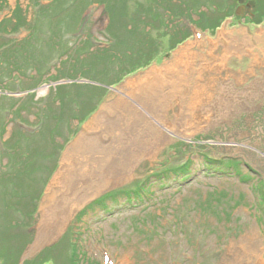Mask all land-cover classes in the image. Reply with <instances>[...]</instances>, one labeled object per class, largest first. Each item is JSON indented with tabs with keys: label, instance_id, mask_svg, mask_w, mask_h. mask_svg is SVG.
Listing matches in <instances>:
<instances>
[{
	"label": "rangeland",
	"instance_id": "obj_1",
	"mask_svg": "<svg viewBox=\"0 0 264 264\" xmlns=\"http://www.w3.org/2000/svg\"><path fill=\"white\" fill-rule=\"evenodd\" d=\"M100 1L77 0L76 3L78 13L83 12L82 16L87 18L82 38L88 43L91 36L108 43L103 33L107 32L106 26L112 25V18L119 19L116 21L118 27L129 23L123 20L130 16L128 0ZM242 1L244 4L248 3ZM49 2L50 0H0V72L2 68L7 70V66L22 65V69L25 68L23 76L20 75L18 79L6 75L0 77H7L0 90V264H247V244L257 247L262 260L259 259V263L264 264V210L260 204L264 197V23H247L252 11L251 5L248 4L247 8L236 6L235 9L242 16L239 22V18H227L211 35L215 36L217 43V62L214 66L216 73L214 83L211 84V94L216 103V108L214 106L212 109L216 114L211 115L203 109H194L190 113L185 110L187 114L180 116L181 119L185 118L187 123L192 121L196 128L184 132L166 130L170 137L169 144L160 147L161 153L156 155L154 150L158 147L150 145L146 133L137 131L139 127L131 122L133 118L128 113L129 109L141 113L151 109L150 100L136 99L138 96L125 97L128 102L118 99L126 103V107L121 104L122 107H113L117 113L114 119V110L110 109L106 124L116 130L107 132L104 127L102 138L105 144L116 149V158L133 157L131 176L102 189L77 208L63 226L56 228L53 218L58 192H55L51 184L62 165L65 153L81 133L88 131L104 106L110 104L122 90L125 91L122 86L141 76L143 70L121 79L113 86V90L104 91L102 87H88L85 84L70 87L68 98L71 95V102L74 103L68 102V107L76 115L71 117L65 110L58 115L62 111L52 92L56 84L50 75L57 74V70L63 68L62 65L59 63L56 68L51 67L49 73L41 76L42 78L26 66V63L33 64L37 60L39 51L49 58L50 55L45 53L51 49L50 39L45 41L48 36L45 30L52 34L60 24L78 20H63V16L53 14V2ZM70 2L71 0H57L59 9L63 11L69 9L66 5ZM140 2L153 14L160 13L164 21L167 22L169 17L171 19L169 21L172 23L168 22L167 26L154 23L159 30L147 27L152 35L170 32L175 28L174 25L183 24L182 17L172 18L156 1ZM162 2L170 8L177 4L176 0ZM148 13L140 16L146 21ZM190 18L196 19V23L198 19L201 20L199 11L192 13ZM188 25L192 26L190 23ZM114 32L118 35L119 30ZM202 33L210 34L207 30ZM124 36L125 33L120 32L118 38H110L113 54L104 57L111 65L110 76L100 77L93 73L100 81L114 80L135 63L141 64L146 60L135 55L138 53L135 52L136 47L131 50L122 45L130 39V36ZM71 38L67 34L66 39L70 41ZM160 39L162 49L159 53H164L171 41L167 35H162ZM229 42H236V46L231 45V48L226 49L229 52L224 55ZM88 43L82 46L83 54H86L84 57L94 55L103 60V55L94 51L96 47L101 49L103 46L94 45L89 48ZM44 67L45 64L41 70ZM129 84L131 89L137 88L134 81ZM30 93H33V97ZM105 93L106 96L97 109L98 100ZM6 95L18 101L14 102L12 112L7 111L10 100ZM64 102L67 103L66 100ZM47 106L53 108L50 119L45 118V114L49 113ZM15 109L17 110L14 111ZM122 109L126 111L124 114ZM53 114L54 118L56 115L58 117L54 119ZM82 116L88 119L75 137L64 144V139L75 134L69 130H75L74 118ZM120 120L122 122L118 124L117 121ZM170 121L171 128L175 119ZM187 127L190 126L185 125ZM16 132L32 135L29 141L30 156L18 157L7 146L12 141H16L18 146L27 143L21 136L15 138ZM57 143L60 150L54 147ZM150 149L152 154H142L136 161V150ZM34 150L37 151L35 155L32 154ZM51 150L57 153L56 160L54 151ZM41 151L45 152L44 158ZM204 157H233L240 160V165L239 168L234 164H227L226 168L220 169L209 168L204 163ZM100 158H106V155L101 154ZM120 158L118 165L124 164V159ZM15 160L23 162L14 163ZM188 160L189 164H184ZM55 161L58 166L49 174ZM35 163L38 164V169L33 172V178H27L28 170ZM181 165L187 167L186 172H173L172 169ZM10 171L14 172L12 178L1 179ZM46 177L48 180L43 183ZM138 182L145 183L146 193L141 194V198L130 195L131 198L128 199L127 196L120 195L116 196V201L108 198L101 205L91 204L107 191L127 190ZM10 190L18 197L12 192L9 195ZM23 195L26 196L22 198ZM89 204L91 205L88 206ZM86 206L88 207L84 213L80 214Z\"/></svg>",
	"mask_w": 264,
	"mask_h": 264
},
{
	"label": "trees",
	"instance_id": "obj_2",
	"mask_svg": "<svg viewBox=\"0 0 264 264\" xmlns=\"http://www.w3.org/2000/svg\"><path fill=\"white\" fill-rule=\"evenodd\" d=\"M100 1V0H99ZM105 1V0H103ZM147 0H145L146 2ZM157 2L159 7H162V9L164 11L167 12V14H171L173 17L172 18H178V17H182L184 20L193 23L195 26L199 27L200 29H208L211 32H213L216 28H218L220 26V24L229 17H236L235 16V8L237 6V1L240 0H176L177 4H173L174 7L170 8L168 7L164 2H162L161 0H154ZM159 1V2H158ZM247 1L251 7H252V11H251V15L248 17L247 19V23L249 24H253V25H259L261 23H264V0H245ZM53 2V4H52ZM101 2V1H100ZM52 4V8H51V12L53 14L58 15L59 17L63 16V20H69V19H73V18H77L78 20H76L74 23L72 22H68L66 24H60L57 28V31L53 32L52 34H49L48 31H44L48 33V36L46 37L45 41H47L48 39H50L49 42V46L51 49H49L48 53H45L49 56V58H47L46 56H44L43 52L39 51L38 55L39 57H37V60L35 59L33 64L31 63H26V66H29L31 70L35 71L36 74H38L40 76V78H42L41 76L45 75L46 73H49V70L51 69V67L56 68L57 64L60 63V65H62L63 68H60V70H57V74L55 75H50L51 80H53V82H59L62 80H70L73 81L71 84H58L55 86V88L52 89L53 94L55 93V96L58 99V104L57 106L61 109L62 112L58 113L59 114H63V111L65 110V112L68 113V115H70L71 117L75 116L76 113H72V108L68 107V102L70 104L74 103L71 102L72 96L69 95V88L70 87H78L77 83H75L76 80L78 79H88L91 81H97L101 82L103 84H114L116 82H118L121 79V75L114 78V80H110V81H100V79L93 75V73L98 74L100 77L101 76H106L107 78L110 76V71H109V62L106 58H104L107 54L112 55L113 54V43L110 40V38L115 37L118 38L120 32L125 33L124 38L130 36V39H128L127 42L122 43L123 46H125L126 48L129 49H134V47H136V51L138 52L135 55H139L140 57H143L144 62L140 64V62L137 63H133L134 66L132 68H130L126 73H130L133 72L134 70L146 66L148 64H150V62L156 57L157 53L159 52V50L161 49L162 43H161V36L162 35H167L169 37V40L171 41L169 48L172 49L174 48L177 44L183 42L184 40H186L191 32L188 29L187 25L183 22L182 25L178 26V25H174V29L171 30L170 32L168 31V33H157L156 36L152 35L149 30L147 29V27H150L152 29L155 30H159L154 23L158 22L163 26H167V23H172L169 17V20L166 22L162 19L160 13H156L153 14L152 11L146 10L149 8H144V4H142L140 2V0H128V7H129V14L130 16L123 18V20H127L129 23L125 24L124 26H120L119 23V27L116 24V21H119V19H113L112 20L109 18V21L111 20L112 25L110 26H106V30L107 32L104 33V36L107 38L108 43H106L105 47H102L101 49H99L98 47H96L94 49L95 53L97 54H101L103 55V60L102 58L100 59L99 57H96L94 55H89L84 57L85 55L83 54V48L82 46H84V44H87L88 41L86 42L82 37V35H84V30L86 29V24L85 21L87 18H84L82 16V14H80L81 11H79L78 13V8L76 7V3L77 0H71L70 4L66 5L69 7V9H66L65 11L60 10L59 9V4L57 3V0H50V2ZM102 3V2H101ZM40 5V4H39ZM83 5V4H82ZM42 6V5H40ZM49 6V5H48ZM46 6V7H48ZM148 6V5H147ZM146 6V7H147ZM133 7V8H132ZM75 10H72L74 9ZM84 10V8L82 9V11ZM68 11V12H66ZM73 11V12H72ZM196 11H199V16L201 17V20H197L196 23V19H191L190 16L192 15V13H195ZM17 12V10H16ZM148 13V18L145 21V18L143 16H140L141 14H145L147 15ZM107 13H109L107 11ZM71 14L70 17H66V15ZM65 16V17H64ZM79 16V18H78ZM238 18V17H236ZM175 20V19H174ZM143 23V24H142ZM24 24V22L22 23V25ZM52 24V23H51ZM114 26V27H113ZM117 26V27H116ZM140 26V28H139ZM50 28V26H49ZM65 28V29H64ZM119 30L118 35L114 32ZM40 34H42V31H40ZM67 34L71 35L72 38L70 41H68L66 39ZM94 38L93 36L90 37V41H89V48H91L93 46V44L91 43V39ZM28 42V39L25 40V43ZM31 50V49H30ZM17 51H19V49H17ZM1 52H3V50H1ZM72 54L74 55V57H72ZM65 57V58H63ZM0 58H2V56L0 55ZM134 58V57H133ZM7 63L8 62L6 60H3ZM139 61V59H138ZM73 62V63H72ZM102 63V64H101ZM45 64V67L43 70H41L43 68ZM68 64V67H67ZM2 65V64H0ZM101 65V66H98ZM25 68L22 69V65L17 66H11L8 67L7 66V70L2 68V72H0V77L3 75L8 76L9 78H16L18 79L20 77V75L23 76V70ZM111 70V68H110ZM101 73V74H100ZM7 78V77H6ZM3 79L0 78V90L3 89V85L2 83L7 79ZM30 78H33L32 75H30ZM7 85V84H6ZM89 87V86H88ZM29 90H31V88H28ZM104 90V89H103ZM22 91V90H21ZM57 92L59 94H57ZM31 97H33V93H30ZM7 98H9L10 103H8L7 107H9V109H7V111H11L14 109V102H18V101H14L13 99H10V97L8 95H6ZM64 100L67 101V103L64 102ZM57 107V108H58ZM47 109L49 110V113L45 114V118L50 119V112L53 108H51L50 106H47ZM5 110V109H4ZM17 109H15L14 111H16ZM58 115H56V118L58 117ZM52 117L54 118V114L52 115ZM54 118V119H56ZM80 119V121H82L84 119V117H80L77 118ZM56 128V126H55ZM57 130H60L59 128ZM70 131H75L76 129H69ZM23 134V135H22ZM0 135H1V131H0ZM18 136H21L25 139V141L27 143H25L24 145L20 144L19 146L16 144V141H12L11 144L7 143V146L16 154H18V157L21 156H30V143L29 141H31V134H26V133H17L15 134V138L18 139ZM48 137V136H47ZM14 138V139H15ZM68 138L64 139V144H66L68 142ZM51 144H53V142H51ZM2 145H3V141H2ZM12 146V147H11ZM54 147L57 150H60V145L54 144ZM53 147V148H54ZM2 148V147H1ZM17 151V152H15ZM52 152L54 150H51ZM37 151H33V155L36 154ZM42 153V158H44V156H46L43 152ZM54 159L56 160V156L57 153L54 151ZM23 162V161H20ZM19 161H14V163H20ZM28 163V162H27ZM26 163V164H27ZM204 163L206 164L207 167L209 168H224L227 167L229 164L230 166L233 164L230 160L224 161L222 162V164L219 165H214L215 167H212L211 162L209 161H204ZM228 164V165H227ZM57 164L56 161L55 163L52 164L51 169L49 170V174H51V172L56 168ZM235 167L238 168V164H234ZM38 169V164L35 163V165H33V168L29 171L28 173L27 171H25V173H27V178H33L32 174L33 172H35V170ZM17 170H19V166H17ZM173 172L175 173H180L183 172V167H179L175 170H173ZM14 172H8L5 174V177H1V179H6L8 180L9 178H12V174ZM20 174V173H19ZM31 175V176H30ZM18 178V177H17ZM21 179V177L19 178ZM48 180V177L44 178L43 183H45ZM7 183V181H6ZM11 192L16 195L13 191L10 190L9 195H11ZM32 192V190H31ZM35 193V191H34ZM118 196L120 195H125L127 196V198H131L130 195H134V196H138L139 194L137 192L131 194V193H126V192H121L120 194H117ZM117 195H115L114 193L112 194H108L106 196H104L102 199H99L97 201V203L95 204H103L104 200H106V198H110L112 201H116V198L118 197ZM13 196V195H12ZM26 195H23V197H25ZM117 196V197H116ZM14 197V196H13ZM16 197H18L16 195ZM14 197V198H16ZM36 198V197H35ZM32 202V201H31ZM33 204V203H32ZM260 204L263 206V210H264V197L262 198V201L260 202ZM34 206V205H32ZM28 216V215H27Z\"/></svg>",
	"mask_w": 264,
	"mask_h": 264
},
{
	"label": "crops",
	"instance_id": "obj_3",
	"mask_svg": "<svg viewBox=\"0 0 264 264\" xmlns=\"http://www.w3.org/2000/svg\"><path fill=\"white\" fill-rule=\"evenodd\" d=\"M211 35L200 33V36H192L166 52L165 55H160L150 65L142 69L143 71L140 70L141 76L129 81H134L136 87L140 85L142 89H131L132 86L130 87L127 82L122 86L125 87V91L122 90L118 96L112 99V102L117 99L128 102L125 97L138 96L136 99L150 100L151 109L145 108L144 113L129 109L128 113L133 118L131 122L138 125L137 131L146 133L150 145L158 147L157 150H154L156 155L161 153L160 147L169 144L170 137L165 132L166 130L184 132L196 128L193 127L192 121L187 123L185 118L181 119L180 116L187 114L185 110L190 113L194 109H203L211 115L216 114L212 109L216 103L211 94V84L214 83L216 73L214 66L217 62L215 54L217 43L215 36ZM226 48L227 46L224 55L229 52ZM113 110L114 119L117 113L115 109ZM125 112L122 109V113ZM170 118L175 119L171 128ZM185 125L190 127L185 128ZM151 151L152 149L149 151L136 150L135 154L138 155L136 161L140 155L148 154Z\"/></svg>",
	"mask_w": 264,
	"mask_h": 264
},
{
	"label": "bare ground",
	"instance_id": "obj_4",
	"mask_svg": "<svg viewBox=\"0 0 264 264\" xmlns=\"http://www.w3.org/2000/svg\"><path fill=\"white\" fill-rule=\"evenodd\" d=\"M229 43L226 49L231 48V45L236 46V42ZM139 88L142 89V86H137V89ZM120 104L126 107V103L118 99L104 106L100 114L91 123V126L88 127V131L81 133L79 135L80 137L65 153L62 165L51 184L55 188V192H58V196L55 195V216L53 218L56 228L63 226L77 208L98 194L102 189L130 178L133 157H119L120 160L124 159V164L118 165L117 161L119 158L114 156L116 149L110 144H105L102 138L104 137L102 132L105 128L107 132L116 130L110 125L108 127L106 118L108 117L110 109H113V107H122ZM117 122L119 124L122 120ZM121 152H124V150H121ZM101 154L106 155V158H100ZM251 246L248 244L245 246L247 250L246 257L248 258L246 262L247 264H258L260 256L258 255L257 247L254 244Z\"/></svg>",
	"mask_w": 264,
	"mask_h": 264
},
{
	"label": "flooded vegetation",
	"instance_id": "obj_5",
	"mask_svg": "<svg viewBox=\"0 0 264 264\" xmlns=\"http://www.w3.org/2000/svg\"><path fill=\"white\" fill-rule=\"evenodd\" d=\"M238 2H240V1H238ZM240 3H241V2H240ZM241 4H242V3H241ZM242 6H244V7L246 6V8L248 7V5H242Z\"/></svg>",
	"mask_w": 264,
	"mask_h": 264
}]
</instances>
